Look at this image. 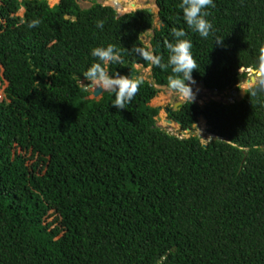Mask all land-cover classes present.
Wrapping results in <instances>:
<instances>
[{
    "label": "trees",
    "instance_id": "obj_1",
    "mask_svg": "<svg viewBox=\"0 0 264 264\" xmlns=\"http://www.w3.org/2000/svg\"><path fill=\"white\" fill-rule=\"evenodd\" d=\"M181 2L156 0L154 27L149 9L0 0V264H264V89L185 102L169 118L188 130L204 115L211 137L180 138L151 106L171 67L131 51L151 49L167 65L165 41L182 28L193 80L240 90L264 44V0H213L207 38L188 28ZM108 45L121 58L108 73L140 85L124 110L80 84L102 63L92 50Z\"/></svg>",
    "mask_w": 264,
    "mask_h": 264
},
{
    "label": "clouds",
    "instance_id": "obj_2",
    "mask_svg": "<svg viewBox=\"0 0 264 264\" xmlns=\"http://www.w3.org/2000/svg\"><path fill=\"white\" fill-rule=\"evenodd\" d=\"M179 7L182 9L183 20L187 24L188 28L198 33L201 38H207L211 33L213 25L209 20L206 19V17L209 15L206 9L210 7H214L213 0H182ZM22 13H24V8L21 9L19 15L22 16L23 15ZM39 23L40 22L38 20H34L29 24V27H36ZM97 27L102 29L103 21H97ZM171 35L175 38V42L170 43L168 41H165V46L169 52L167 65L163 64L162 57L155 55L151 49L134 45L133 49L131 50L136 55H138L140 59L150 63L155 67H159L161 69L165 67H171L172 75L168 77V82L166 85L167 87L160 86V89L168 88L171 92L177 94L179 100L182 102L179 103V105L176 106L175 108L168 110V116L169 114H172L174 111L179 110V107L187 101H190L191 103H195L199 107H204L209 102L208 101L205 102L204 104L202 103L203 105H200L198 102L194 101L196 98V94L194 93L191 85H198L205 89L207 88L205 87V83L203 81L195 82V80H193L192 73L194 70L197 69V64L191 53L192 43L189 39L184 38L187 36V32L182 28L180 29L173 28L171 31ZM222 43L223 42L220 41L217 42V44H222ZM91 55L102 63H93L92 66L88 69V71L84 73L83 78L88 82L90 87L95 89V92L97 90H102L103 93L108 92L114 94L115 98L112 107H115L120 110H124L125 106L131 104L135 96L137 95L140 86L139 82L137 80L129 78V76H121L119 75V73L115 74V78H113V76L108 73L105 66L108 65L109 63L120 62L121 59L120 55L116 52L115 47L113 45H108L106 48L105 47L94 48L91 52ZM247 70L251 73L248 74L246 79L243 81L244 82L246 81V83L251 85V87L250 86H247V88L245 86L242 87L243 85V81H242L240 85V90H238L240 93V98H236L230 101H219V102H222L223 104L233 103L234 101L239 102L243 98L241 97V90L245 89L247 91L253 86L255 89H264V44H262L259 47L257 64L254 67L248 68ZM250 78H251L250 81L251 83H249ZM201 83H204V86H202ZM207 90L212 91L215 94L223 93L217 90H211V89H207ZM235 93L237 94V92ZM252 94L255 95L256 94L255 91H253ZM211 100L214 99H210V101ZM158 116L156 117V120ZM200 118L205 121L208 130L209 127L207 124L206 117L204 115H200L198 117V121ZM171 121L175 122L173 120ZM178 124L181 127V123L178 122ZM178 137L185 138L182 136H178Z\"/></svg>",
    "mask_w": 264,
    "mask_h": 264
},
{
    "label": "rangeland",
    "instance_id": "obj_3",
    "mask_svg": "<svg viewBox=\"0 0 264 264\" xmlns=\"http://www.w3.org/2000/svg\"><path fill=\"white\" fill-rule=\"evenodd\" d=\"M57 3H59V0L54 2V0H49V5L51 7H54ZM79 5L82 8H89L94 3H101L103 5L112 6L117 10L119 15H123L125 13H129L138 9H149L152 11L155 15V23L154 27L159 26V19L157 17L158 15V7L156 5V0H78ZM139 4V5H138ZM23 14V13H22ZM153 30L149 31V35H152ZM145 41L147 44H150V37L145 36ZM140 70L139 76L141 79H151V70L144 69L141 66L138 67ZM86 80H83L80 82L81 85L86 86L87 89L90 91L89 99H100L102 95L95 97L93 95L94 88L90 87L88 82H85ZM193 88L194 93L196 94V98L194 101L198 102L200 105H203L205 102L210 101V99L218 100V101H230L234 100L236 98H240V93L237 91L238 89H229L227 91H224L220 94H215L212 91H209L205 88H202L198 85H191ZM250 86L246 81H243L242 87ZM237 92V94L235 93ZM8 96V87L7 85L0 84V98H6ZM182 101L179 100L177 94L171 92L168 88H161V93L151 102V105L153 107H157L160 109L159 116L157 118V124L160 128L175 134L177 136L182 137H189L190 135H197L200 136L205 143V141L209 140L211 135L207 130V126L204 120L201 118L199 119L198 123H196L192 129L183 131L180 127V125L176 122H172L168 116V110L175 108L179 105ZM203 103V104H202ZM171 121V122H169ZM204 126V127H203ZM32 161L29 162V164ZM51 220V219H49Z\"/></svg>",
    "mask_w": 264,
    "mask_h": 264
},
{
    "label": "water",
    "instance_id": "obj_4",
    "mask_svg": "<svg viewBox=\"0 0 264 264\" xmlns=\"http://www.w3.org/2000/svg\"><path fill=\"white\" fill-rule=\"evenodd\" d=\"M158 21L160 22V20H158ZM160 26H162V25H160ZM250 81H251V78L249 79V83H251ZM201 85L204 86V83H201ZM252 86H253V85H252ZM245 91H246L245 89L241 90V97H244V96H245ZM102 93H103L102 90H97L96 92H95V90H94L93 95H94L95 97H97V96L102 95Z\"/></svg>",
    "mask_w": 264,
    "mask_h": 264
},
{
    "label": "bare ground",
    "instance_id": "obj_5",
    "mask_svg": "<svg viewBox=\"0 0 264 264\" xmlns=\"http://www.w3.org/2000/svg\"><path fill=\"white\" fill-rule=\"evenodd\" d=\"M144 1V0H143ZM139 5V4H138ZM134 12V11H133ZM204 127V126H203Z\"/></svg>",
    "mask_w": 264,
    "mask_h": 264
}]
</instances>
